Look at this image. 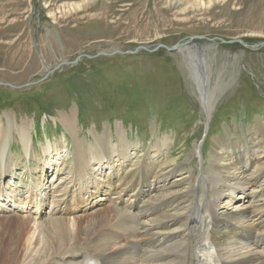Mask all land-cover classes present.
<instances>
[{
    "label": "rangeland",
    "instance_id": "1",
    "mask_svg": "<svg viewBox=\"0 0 264 264\" xmlns=\"http://www.w3.org/2000/svg\"><path fill=\"white\" fill-rule=\"evenodd\" d=\"M68 4L80 7L72 10ZM193 37L199 38L194 40L199 55L191 44L190 53L158 48L127 54L138 46L171 47ZM216 38L225 42L208 40ZM236 39L248 48L229 43ZM258 44H264V0H0V142L9 141L11 169L0 178V188L20 191L18 198L25 201L26 191L42 184L59 201L52 208L68 207L72 195L65 200L61 191L79 193V187L69 186L76 142L62 121L72 114L85 147L101 148L97 141L104 136L114 147L130 145L123 174L137 176L148 152L161 158L163 186L142 193V200L180 195L177 215L194 214L184 202L191 196L186 192L200 177L212 175L217 140L237 144L235 152L254 140L251 148L264 162V45L254 48ZM117 52L124 53L111 55ZM191 72L207 80L208 112ZM24 122L30 126L28 156L17 133ZM207 182V190L194 192L192 201L216 196L214 182ZM118 204L111 198L68 215L93 221L78 246H88L98 231L102 242L118 236L117 247L126 246L120 239L131 224L115 214ZM43 215L40 220L46 221ZM28 217L34 215H0V264L24 263Z\"/></svg>",
    "mask_w": 264,
    "mask_h": 264
},
{
    "label": "bare ground",
    "instance_id": "2",
    "mask_svg": "<svg viewBox=\"0 0 264 264\" xmlns=\"http://www.w3.org/2000/svg\"><path fill=\"white\" fill-rule=\"evenodd\" d=\"M67 7L72 9L80 6L68 4ZM190 44L199 55L197 42L194 40L188 46L180 48V52L188 53ZM194 67L197 69L195 65L192 68ZM191 76L203 107L208 112L210 100L207 97V80L202 82L192 72ZM62 121L66 127L69 126L76 142L75 172L69 183L70 186L82 187L83 195L75 197L72 194L68 207L65 205L67 202H62L60 204L64 203V208L54 209L48 208L49 198L46 190L41 187L44 185L28 192L27 198L30 199L25 206L35 209L36 218L28 217V229L24 231L25 238L21 247L23 264H264V162L257 156L255 147L251 148L254 140L247 142L250 146L244 150L236 149V152L233 149L237 145L235 143L222 139L215 142L210 168L212 175L208 179L200 177L201 181L197 185L193 184L186 192L187 196H191L184 202L188 203L189 209L193 206L196 212H187L181 219L182 216L177 215L182 200L180 195L169 199L157 198V202L153 201L155 203L142 200V193H151L157 187L154 180H158L159 173L164 171V167L161 168L160 165L161 158L156 159V155L151 157L147 153L141 172L130 177L127 173L123 174L122 170L131 154L128 143L114 147L111 140L104 136L97 141L101 150L95 147L90 149L76 137L78 130L74 116L63 115ZM29 130V123L26 122L17 129L23 155L27 156L30 155ZM8 142L5 139L0 142V178L7 176L11 170L9 162H6L10 149ZM49 150L51 149L47 147L45 152L51 155L53 150L48 152ZM120 160L123 163L117 167L113 165L114 161ZM170 173L168 171L165 176ZM207 181L214 182L216 196L212 200L205 198L192 201L194 192H201L202 188L207 190ZM66 190L64 195L67 194ZM7 192L8 188L0 190L3 200H9L8 203L16 200L17 194ZM122 194L127 196L126 199H123ZM111 195L117 196L116 200H120L125 209L128 207L135 211L131 214L129 211L124 212L118 205L115 206V214H124L131 224L127 235L120 236H125L120 240L126 241L127 245L117 247L114 240L119 239L118 236L104 243L105 238L102 242L101 232L98 231V236L88 246H78L81 236L84 233L85 236L88 235L91 229L87 228L93 221L84 222L82 217L67 218L68 215L87 209ZM131 198L134 200H130ZM54 202L59 203L54 200L52 204ZM11 210L1 207L0 213H11ZM44 213L48 219L41 221ZM198 215L200 220L196 222L194 219ZM49 237L55 240L53 244Z\"/></svg>",
    "mask_w": 264,
    "mask_h": 264
},
{
    "label": "water",
    "instance_id": "3",
    "mask_svg": "<svg viewBox=\"0 0 264 264\" xmlns=\"http://www.w3.org/2000/svg\"><path fill=\"white\" fill-rule=\"evenodd\" d=\"M196 39L199 40V38L193 37L192 39H190L189 42H193V40H196ZM208 40L211 41V42H214V41H219L220 43H222V42L224 43L225 42L224 40H220V39H217V38L216 39H208ZM189 42H182V43H179V44H177L175 46H171V47L163 46V45H157V46H155L152 49H149L148 47H144V46H138V47H136V49L134 51H128L127 54H129V55H135L136 53L140 52V50L146 51V52H149L150 53V52H154L158 48H162V49L168 50L170 52H173V51L180 52L181 51L180 48H183L184 46H187L189 44ZM236 42L242 44L245 48H248V46H246L242 41L237 40V39H236V41L233 40V41H230L229 43L233 44V43H236ZM263 45L264 44H258L254 48H257V47H260V46H263ZM122 53H124V52H122ZM122 53L117 52V53H112L111 55H114V54H122ZM106 56H108V55H106Z\"/></svg>",
    "mask_w": 264,
    "mask_h": 264
}]
</instances>
